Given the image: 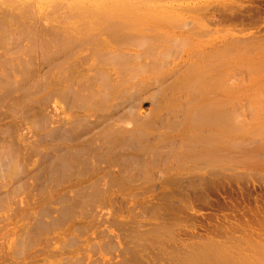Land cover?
Returning <instances> with one entry per match:
<instances>
[{"label": "bare ground", "instance_id": "obj_1", "mask_svg": "<svg viewBox=\"0 0 264 264\" xmlns=\"http://www.w3.org/2000/svg\"><path fill=\"white\" fill-rule=\"evenodd\" d=\"M48 1H50V0H48ZM144 1L145 0H76V3L81 2V5L78 4L77 6H79V5H80V7L83 6L82 9L83 8L86 9V6H84V5H87V6L89 5L91 7L97 8L98 12L96 11V15H95L96 18H99V16H103V14L110 13L114 19L111 18L109 20H105L104 22L83 21L81 23L80 27L78 28V30H76V32L79 35H76L75 38H72L68 35H66V36L64 35L65 37L60 35V37L65 39L64 40V39L60 38L63 40V41L58 40V42L60 41V43H56L54 41L48 42L47 40H45L46 41L45 42V41H43L44 39L41 40V42H38L42 45L41 49H43V46L45 48L46 47L48 48L49 46H52V44L56 43L55 48L57 47L56 49H58V52H59V53L58 52H56V53L62 54L61 58H63L62 64L59 63L58 66H56L57 64L54 65L55 62H50L52 66L53 65L56 66L55 68L52 69V72H49L50 69H49V67L47 68V66H46L48 64L44 63V65L46 64L45 65L46 68L49 70L48 71L49 73L46 72L45 74L46 75L50 74L51 78L55 79L54 82H55L56 86L51 87V89L47 90L45 92V94L41 97H39V96L36 97V95L39 92L38 90H34L33 93L26 91L29 87L28 83L30 81L27 83L28 84L27 87L24 85V87L27 89H25L19 85V83H18L19 80H18V82L13 80L15 82L14 84H16V82H17L18 83L17 85H19V86H16V85L11 86L12 85L11 83H13V82L10 83L9 81H12V77H7V76H9L10 73L15 72V69H17V67L19 65L17 67H14L15 68L14 71L12 69H10V70H12V72L7 71V70H8V68H11V67L17 65L16 64L17 62L15 63L13 61V59L15 57H18V56H16L15 54H13V58H12L11 54L5 56L7 58L8 56L11 55L10 56L11 61L14 62V65L11 67H8L9 64H12V63H10V61L8 60L9 58L8 59L5 58V62H6V60H8L9 62H6L7 68L5 69L4 72H5V74L7 73V75L4 74V76H6V77L5 78L3 77V80H5L7 78L10 79L9 81H8V79L6 80L10 83V85L6 81L2 80L4 82L3 86H2V82L0 81L1 82V84H0V124L4 123V121L10 122V125H6V126H8V128L4 127L3 130H6V133L8 135H10L11 134L10 131L13 130V134L16 136L15 139L18 142V144H20L23 149H25V150L27 149L26 150L27 156H25V158L27 157L28 159L31 160V158H30L31 156L34 157L36 155V157H37V155L40 154L38 161L30 162L26 158L25 160L30 162L27 165V167H24L23 165H25V164H22L23 162L21 161V165H22L21 168L24 167V169L21 170L19 168L20 172H22V173H19V174H22L19 176H22V177L19 178L17 175V179L19 178V180H16V182L17 181H19V182H17V183L15 182L14 185L12 184L15 188V189L13 188V191L16 190L15 192H17V189L20 188L19 186H20L21 181H22L21 184H23L24 182H26L28 184V185L23 184L24 186H22V187H24V191H25V186H29V185L32 186L31 185L32 182H30V180L31 181L34 180L33 184L35 185V181L36 180L42 181L40 179H43L44 176H46V177L47 176H49V177H55L56 176L55 178H57V176H58L57 179H51L50 178L51 180H49L45 177V180L51 181L50 182L51 184L48 183V185H49L48 187H47V184H44V180H43V184L46 186V188H42V190H41L42 194L39 197H36L37 199L34 201V205L36 204L37 206L40 207V208L38 207L40 209V210L38 209L39 210V212H38L39 216L41 215L42 217H44L46 215L53 213V212H51L52 210L48 211V209L45 208L50 203V201H52V200L49 201V199H48L49 197L47 195H49L51 197H53L55 195L56 196V197H54L55 199L56 198L60 199L61 197H64L66 199V197L69 194H73L72 195L73 197H71V196L70 197H71V199L74 198V201H75L74 204H76V199H75L74 195L76 194V197L78 198L84 194L83 198L87 197V201L86 200L82 201L83 200L82 198H81L82 200L80 198H78L77 201L81 200L82 203L83 202L85 203V204L83 203L84 207H81L82 206L81 205V206H78V209H80V208L86 209L87 206L85 207V205H88V208L89 207L91 208L93 206L94 209L95 208H102V209L105 208V209H107V212H106V214L104 213V215L102 214V216H100L102 218H103V216L108 217L109 213L116 214V212H118V213L120 212L121 214H123V212H126V214L128 216H130L129 217L130 221L132 219L134 221L135 220L137 221V218H136L137 212H139L138 214H140L141 211L144 210V212L147 213V209H148V212L153 210L151 212L156 213L157 207H159L157 205H159L160 203L163 202V200L162 201L160 200L161 202L159 204L155 202L156 204L153 208L148 204L149 201H153V200L158 199V198L160 199L161 196H164L163 194L162 195L160 194V196H158L159 193H155L157 190V182H159V181L160 182L164 181L165 183H168L167 185H170V186H171V184L173 185V183H174V186H176V187L174 190L173 189L172 190L176 191L178 193V194L177 193H175V194L180 198L179 200L187 202V200L189 199L187 196V193H190V194L191 193H197L198 190L204 185L203 183H206L208 180L213 181V179H216L215 177L219 178L218 176L223 177L225 174L227 176V173L231 172V170H233V169L238 168V170L239 169H241V170L242 169L264 170V130L259 131V130L255 129L256 130L255 131L252 129L253 130L252 132L251 131H245V130H242V128L239 126L240 124L238 125L237 120H239L240 117L237 119L238 110H239L237 108H238V105H240V104H238L239 101H237V103H236L235 97H236V95L239 96V94L241 92L239 90L241 88L239 89L240 86H238V83H236L234 81L236 76L232 77L231 76L232 74L230 76L232 77L233 80L229 78L228 83H227V80L225 78V80H226L225 84L227 86L224 84L223 81L221 82V77L223 74L222 69H221L222 65L220 63V59L222 57V50L218 46H215L212 49H210V48L206 49V47H208L207 46L208 43L205 41L193 43V45L191 44L190 46H184V42H183L182 44H183V47L185 50L184 55L180 54L181 52H179V51H175V52L173 51L174 53L171 51V52H168L167 55L166 54L162 55V53H161L160 55H162V56H161L160 60L157 59L160 62L157 63L158 61L155 60L156 61L155 63H157L156 66H153V64L150 65L151 63L149 64V62H151L150 61L151 59H149L150 56H149V58L147 57L148 63H146L144 61V58H146L145 57L146 55L141 50L142 49L141 48L142 42L140 43V42H138V40L135 41L136 38H139V37L134 36L136 38H133V37H130L131 35L126 36V34L132 30L136 31V33H140V31L143 29V26L147 22H149V21L152 22L153 19L148 20V18H146V15L143 13H140L138 8H137L140 4L144 3ZM3 2H4V0H3ZM76 3H75V5L72 4V5H74L75 8L77 7ZM108 3H111L109 7L106 6ZM79 9H81V8H79ZM25 10L26 9H24V11ZM21 11L23 12L22 14H19V12H17V11L7 13V16H5V17H7L6 20L8 22H14L13 24H15L17 21L19 22L20 18H25V16H23L24 11L23 10H21ZM27 13H30V12L28 11ZM2 15H1V17H2ZM27 15H30V14H27ZM27 15H26V17L28 18ZM150 18H152V17H150ZM29 19H31V18H29ZM1 20L2 19H0V22H1ZM3 21L4 20H2V22ZM18 22H17V24H18ZM159 23H157V24H159ZM1 24H0V27H2ZM23 25H24V23H23ZM23 25H21V26L24 27ZM87 25H89L91 27V30H93V34L91 36H88L89 32L86 28ZM161 26L162 25H160V27ZM3 27H6V26H3ZM71 27L72 26H69L66 29V31L70 30ZM157 27H158V25H157ZM0 29L7 32V30H9L10 28L6 27V28H0ZM28 29H30V27ZM7 33L4 34L5 37L9 36V35H7ZM9 34L11 36V33H9ZM27 34H29V33H27ZM105 35H109V36L104 39ZM93 36L97 37L98 39L96 38V41H89L88 39L89 38L91 39V37H93ZM11 37H13V36H11ZM8 38L9 37H6V39H8ZM131 38H133V39H131ZM6 39L3 37L0 38V48L8 50L10 48V42H8V40H6ZM10 40H15V38L10 39ZM177 40H176V42H179ZM215 41L217 42L218 40L215 38ZM16 43L18 44V42L15 41V45H16ZM37 44L34 45L35 49L38 47ZM14 46H13V49H14ZM148 46H146V47L148 48ZM173 46H175V45H173ZM10 49H12V47ZM39 49H40V47H38V50ZM153 49H154V47L152 49L150 47V49L148 50L149 53H147V56H148V54L150 55V50H151L152 54L154 53ZM174 49L172 48L170 50H174ZM6 50H3V51L6 54H8V52ZM17 50H19V49L17 48L16 51ZM3 51L2 52L0 51L2 53V55L4 53ZM55 51H57V50H55ZM10 52H11V50H10ZM28 52H26L27 56H28ZM45 52H46V50H45ZM155 52H156V50H155ZM12 53H14V52H12ZM39 53L42 54L40 59H42L43 61L48 60L49 54H47L48 55L47 56L45 53L44 54L42 52H39ZM196 53H199V55H201L200 57L202 58V62L201 61L200 62L199 61L192 62L190 64L191 66L189 67V69L185 73V78L181 82H180V80L177 81V79L175 78L176 76H175L174 77L175 79H173L172 82H170L169 84H163L168 79V77H170V74L169 73L163 74L158 69V66L161 67V69L163 68L162 67L163 65H165V66H168V65L173 66L174 65L175 66L177 61H178V63L181 61H184L187 58H191V56H194V54H196ZM53 54H55V53H53ZM58 54H56V56ZM21 55H23V54H21ZM50 55H52V54H50ZM158 55H159V53H158ZM3 57H4V55L2 56V58ZM15 59H17V58H15ZM0 60H1V62L3 61V59H0ZM58 60H60V59H58ZM58 60L56 58V61H58ZM175 60H177V61H175ZM48 61H50V58ZM61 61H62V59H61ZM5 62L2 63L3 66L5 65ZM23 63L24 62H22V64ZM56 63H58V62H56ZM19 64H20V62H19ZM25 64H26V62L24 63V66H25ZM51 65L49 64V66H51ZM52 66H51V68H52ZM149 67H151V68H149ZM204 67H205V69H204ZM47 69H46V71H47ZM156 69L159 72L156 71ZM210 69H211V71H213V74L209 72ZM2 70H4V69H2ZM17 70H19V69H17ZM23 70L25 71L26 67ZM8 72H9V74H8ZM18 72L16 71L17 74H18ZM21 72L22 71L20 69V73ZM0 73H2V72L0 71ZM25 74H24V76L26 77L27 73H25ZM45 74L43 75V76H45L44 79L42 77L43 81L45 80L46 77L49 76V75L46 76ZM209 74H211L213 76H210ZM21 75L22 74H20V76ZM2 76L0 78H2ZM11 76H16V75L11 74ZM54 76H56V77H54ZM25 77L21 78L20 82L24 81ZM191 77L194 78V83H192L190 81ZM237 77H238V75H237ZM13 78H15V77H13ZM17 78L18 77H16L15 79H17ZM27 78L28 77H26V81H24L25 83L28 81ZM34 81H35V79H34ZM30 83H32V82H30ZM32 84H34V83H32ZM35 84L37 85V82ZM177 84H179V86ZM4 85H7V86L4 87ZM39 85H41V82L37 86H39ZM62 85H63V88L60 89V86H62ZM31 86L32 85L30 84V87ZM227 87H228V89H230V92L232 91V93L227 92V90H228ZM39 88H41V87H38L35 89H39ZM28 90L30 91L31 89L29 88ZM224 93H226L228 96L227 101H224L222 99V96L224 95ZM228 93L233 94V95H229ZM237 93H239V94H237ZM50 100L52 102H49ZM146 100L151 101L150 107L147 109L144 108V102ZM48 103H50V105H48ZM59 103H60L59 108L58 107L56 108V104H59ZM225 104H226V107H225ZM235 104H237V107L235 106ZM241 105H242V103H241ZM241 107H240V109H242ZM29 109L32 110V113H36V114L40 113V115L42 117L41 122H38V120L34 121L36 124L38 122L37 125L40 126L39 129H41L43 131L39 135V137L41 138V140L39 138V140H40L39 143H41L40 145L37 144V142L35 141V138L32 139V136L36 135V131L30 130L31 129V123L28 122L26 118H24L25 116H23L22 114L19 115L20 112H23V111H25L26 112L25 114H27ZM52 110L56 114H53V112L51 113ZM11 112H13L14 114H12ZM17 113H19L18 116L16 115ZM252 113H254V112H252ZM241 114H243V113H241ZM27 115H29V114H27ZM251 117H254V116L252 115ZM240 120H242V119H240ZM244 120H245V118H244ZM35 123H33V128L35 127L37 129V127H36L37 125L34 126ZM7 129H10L9 133L7 132ZM0 130H2V129H0ZM254 131L256 134H253ZM0 132H2V131H0ZM31 132L33 133V135ZM2 134L5 137V134L3 132H2ZM13 138L14 137H12V139ZM240 140H241V143L238 142ZM16 141L15 142L13 141V143L10 142L9 145L10 146H11V144L14 145L16 143ZM242 141H243V143H246L247 145L246 144L242 145ZM5 142H8V141H5ZM9 145L7 144V146H9ZM15 145L13 147H15ZM41 145H42V148H40ZM7 146H6V148H10V149L13 148V147H7ZM26 146H27V148H25ZM3 148H4V155L5 154L6 155L8 154V156L11 155L10 156V158H11L12 153L9 155L10 149H9V153H7V152L5 153V151H6L5 147H3ZM22 148H20L21 151L23 150ZM14 149L17 150V146H16V148H13L11 150L13 151ZM0 152L3 153V150L2 151L0 150ZM17 153H15V156H13V158L16 157ZM4 157H7V156H4ZM7 158L10 159L9 157H7ZM19 158H20V156H19ZM3 159H4L3 157H2V159L0 158V161L2 162ZM19 160H22V156H21V159H19ZM5 161L6 160H4L3 162H5ZM39 161H40V163H39ZM6 165H7V163H6ZM17 165H18V162H17ZM35 168L37 170H34ZM33 171H34V173H33ZM233 171H235V170H233ZM2 172L3 171H1V173ZM42 176H43V178H41ZM23 178H24V180H23ZM15 179H13V182L15 181ZM180 180L187 181L188 185L186 183L187 187L186 188L184 187L185 189L181 186V183L178 184L180 182ZM3 183L4 182L0 181V193L3 191L2 194H4L5 190L9 191L10 194L14 193L12 190L11 191L9 190L12 186L9 189H8L9 186H6L3 188V185H4ZM36 183H37V181H36ZM38 183L35 186L33 185L34 187H36L35 190L38 187L37 185L41 184V182L39 184ZM46 183H47V181H46ZM8 184L9 183H7L6 185H8ZM15 184H19L18 185L19 188L17 186H15ZM43 184H42V186H43ZM162 184H164V183H162ZM182 185H183V182H182ZM184 185H185V182H184ZM33 186L31 188L32 190H34ZM165 186H166V184H165ZM31 189H28V190H31ZM28 190H27V192H28ZM20 191H21V189H20ZM27 192L24 196V199H25L24 204L22 205L21 202L15 201L12 204L13 206L10 205V207H11L10 211L11 210L13 212L19 211V213L20 212H25V213L30 212L29 210L32 206L31 204H32L33 200L29 198V196L27 195ZM158 192H161V191H158ZM167 192H169V191H167ZM167 192L165 193L164 199L169 198L168 199L169 202L166 200L168 202V204L164 205V206H161V205L160 206L162 208L164 207L165 209L171 210L172 208L174 209V205H173L174 203L173 204L171 203L172 199H170V198H173V196L175 197L176 195L172 194L171 193L172 191L170 190L169 193H171L172 196L170 195V197H169L166 195V194L169 195V193H167ZM22 193H25V192H22ZM130 194H132V196H134V198H132V196H130ZM8 195H9V193H8ZM13 195L15 197V194H13ZM19 195L20 194H18V196ZM18 196H16V197L18 198ZM94 196H98V200L96 198L97 201H95ZM183 196H185L186 199L187 198L188 199L187 200L182 199ZM91 197L94 198V200H92ZM118 197H120V199H118ZM55 199H53V201L51 203H53L55 201ZM58 199L56 200L57 203H58ZM70 200L69 201H68V199L65 200L66 201L65 203L66 204H67V202L71 203L72 201H70ZM177 201H178V199H177ZM61 202H62V200L58 204L61 205L60 204ZM73 202H72V205H73ZM22 203H23V200H22ZM66 204L63 203V205L60 207L68 206V204L67 205ZM185 204L186 203L182 204L181 206H184ZM176 205H178V203ZM188 205H190V204H188ZM71 206H70V208L73 209L72 211H75L77 214V212H78V209L76 208L77 206L74 205L73 206L74 208ZM149 206H150V208H152L151 210H149ZM1 207H4V206L2 205ZM42 207L45 209V212L48 211V213L49 212L50 213L46 214L44 212L45 215H43V213L40 214L41 211H44L43 209L41 210ZM48 207H49V205H48ZM60 207L59 208L57 207L58 210L60 209L59 210L60 212L63 211L64 213L65 212L68 213V210L64 211ZM34 208H35V206H34ZM70 208H66V209H70ZM88 208L86 210L83 209V210H85L84 212H86L87 217H89L88 214H93L96 212L95 215L94 214L93 215L95 216V218L98 219L99 215L97 216V213H99L100 210L97 211V209H96V211L94 210L95 212L94 211L92 212L90 210L89 213L87 214ZM93 208H91V209H93ZM50 209H53V208H50ZM75 209H77V211ZM102 209L100 211V214L102 212ZM145 209H146V211H145ZM182 209H184V208H182ZM7 210L8 209L6 207L5 211H7ZM70 210H69V213L67 215H65L66 213L62 214L63 213L62 212L61 215L62 216L64 215L62 218H64L66 216V219H68V217L71 219H73V218L76 219L77 216L71 215ZM151 212H149V213H151ZM146 213H143L142 216L140 215V217H144ZM155 213H153V215ZM31 214L32 213H30L28 217H30ZM69 214L72 217H70ZM176 214H178V212ZM23 215H25V214H23ZM81 215H84V217L86 216L85 214H81ZM156 215H158V214L156 213ZM78 216H79V212H78ZM52 217H51V219H52ZM81 217H83V216H81ZM123 217H125V215ZM137 217H139V215H137ZM147 217H148V215H147ZM152 217H154V216H152ZM53 218H55V217H53ZM62 218H61V216L59 218V215H58V219L61 220ZM95 218H93L94 220H92V221H94L95 223L100 221L99 223L101 224V220H100L101 218L98 219V221H96ZM41 219H44V218H41V217L38 218L37 217V219L34 221L36 222L38 220L40 223ZM55 219L58 222V219L57 218H55ZM85 219H87V218L85 217ZM63 221H61V222H63ZM67 221L70 222L69 219ZM72 221L73 220H71V222ZM104 221H106V220H104ZM154 221H156V219ZM42 222L44 224L43 220H42ZM42 222H41V224H42ZM106 222L104 224H106ZM113 222H112L113 226L115 224H117V223L113 224ZM45 223H47L46 220H45ZM56 223L53 222V226H51V227L58 229V227H55L56 225L63 226V224H64V222L63 223L58 222L62 225H59L58 223L57 224ZM108 223H109V221L107 222V224ZM33 224L36 225V227L39 230L41 229V227L43 228V226H44V228H43V230H44L46 228L45 226H47V224H44V225L40 224L41 227H39L38 222L37 223L33 222ZM119 224H121V223L118 222L117 225L119 226ZM150 224H152V223H150ZM153 224L155 225L154 226L155 228H156V226L158 227L157 224H155V223H153ZM153 224H152V226H153ZM242 224H241V228L244 227V226H242ZM51 225H52V223H51ZM88 225L85 228L83 227L84 228L83 231L90 230L88 228ZM91 225H93V224H91ZM99 225H97V227H100L103 224H101L100 226ZM108 225H106V226H108ZM110 225H111V223H110ZM117 225H116V227L118 228ZM135 225H137V226H135L136 228L139 227L137 223ZM236 225L237 224H235L234 226H236ZM238 225H239V223H238ZM48 226H49V224H48ZM78 226H76V228H78ZM79 227L80 228H78V230L81 229V226H79ZM63 228H64V226H63ZM86 228H87V230H85ZM103 228L105 229V227H103ZM153 228L151 227L150 229H152L154 232L155 228L154 229ZM245 228H247V227H245ZM46 229H47V231L49 230L48 228H46ZM150 229L148 228L147 230L150 231ZM156 229H158V228H156ZM103 230H102V232H106ZM108 230H110V229H108ZM83 231L81 229V232H83ZM156 231H155V235H156ZM239 231H240V229H239ZM2 232H4V231H2ZM131 232H133V231H130V234H132ZM144 232H146V231H144ZM153 232L150 231V233H153ZM91 233H92V231H91ZM237 233H239V232H237ZM240 233H242V231H240ZM252 233H250V235ZM67 234H68V232H67ZM81 234L84 235L85 233H81ZM113 235H115V234L113 233ZM238 235L240 236L242 234H238ZM238 235H237V237L235 235L234 236L237 239H239ZM250 235L248 234V236H250ZM255 235H258V234L256 233ZM255 235L251 236V240H253L252 237H254ZM27 236H28V234H27ZM53 236L55 237V234ZM57 236H59V234ZM104 236L105 235H103V237ZM3 237H1V238H3ZM32 237H34V236H32ZM36 237H37V235H36ZM263 237L264 236H262V238ZM75 238L76 237H74V238L72 237L71 239H75ZM108 238H109V236H108ZM233 238L234 237H232V241H233ZM244 238H246V237H244ZM262 238L260 239L261 241H262ZM111 239H112L111 241L114 244L113 237ZM229 239H231V237ZM29 240H30V235H29ZM32 240L33 239H31V241ZM42 240H44V239H42ZM257 240L259 241V243H261L259 238ZM36 241L38 242V240H36ZM45 241H47V240H45ZM107 241H109V239ZM246 241L248 243L251 242L250 245L255 243V241H248V239ZM49 242H51V241L49 240ZM158 242H161L160 245L162 244V241H160V239ZM236 242H237V240L235 239V242H233V243L235 244ZM240 242H243V241H240ZM257 242H256V245L260 247V245H258ZM102 243H101V245H102ZM105 243L108 244L107 242H105ZM244 243L245 242L240 243L241 246H243L242 244H244ZM248 243H245V244L248 245ZM36 244L37 243H35L34 245H36ZM66 244H68V241ZM71 244H72V242L69 243L70 246H71ZM115 244H116V242H115ZM230 244H232V242H230ZM234 244H232V246L231 245L230 246L233 248ZM236 244H239V241ZM15 245L19 246L20 244H18L16 242ZM48 245H49V243H48ZM93 245H94V243H93ZM180 245L178 244L177 247H179ZM185 245H186V243L184 244V247H186ZM205 245L209 246V245H212V243L207 244V242H206ZM239 245H235L236 249ZM246 245H244V248H246L245 247ZM256 245H253V246H256ZM104 246H105V244L102 245V247H104ZM262 246H264V245H262ZM262 246L260 248H262ZM44 247H45V245H44ZM125 247L126 246H124L122 248L124 249ZM177 247H176V249H177ZM127 248L128 247H126L125 249H127ZM161 248H163V247H161ZM180 248L182 249L183 246H180ZM189 248H192V247H189ZM212 248H213V246H212ZM239 248L241 250L244 249L243 247L242 248L239 247ZM239 248H238V250H239ZM183 249H185V248H183ZM186 249H185V252L179 251V252H181V254L179 253L180 255L177 256V258L180 259V261L183 264H264V261L263 262L261 261V263L259 261L260 259L261 260L263 259V258H261V255L263 253L257 252V255H258V253L261 254V255H258L260 257V259L258 260L257 255L253 256V254H251L252 253L251 250H250V252L246 251V250H248V248L246 250L244 249V251H246V252L242 251V252H237L236 254H234L232 259L229 258V255L227 254L229 252L228 251L225 252L224 248L223 249L219 248V247L214 248V249H211L210 247H208L206 249L201 248L200 252L190 250V249L186 250ZM202 249H204V250H202ZM226 249H228V247ZM228 250H231V249H228ZM234 250H235V248H234ZM253 250H256V249H253ZM19 251H21V250H19ZM39 251H40V249H39ZM231 251L233 253H235L233 251V249ZM257 251H258V249H257ZM90 252H92V251H89V253H85L86 255L84 254V257L85 256H87V257L91 256ZM104 252H105V249L102 253H104ZM168 253L169 252H167V253L165 252L166 255ZM204 253H205V255H204ZM245 253H247L248 255H246ZM255 253H254V255H255ZM163 255H161V256H163ZM14 256L16 257V255H14ZM169 256L167 255V257H169ZM171 256H173V255H171ZM102 257H104V256L102 255ZM163 257H165V256H163ZM17 258L18 257H16V259ZM79 259L81 261H83V256H81ZM166 259H168V258H166ZM172 259L173 258H171V260ZM172 261H170V262L172 263ZM67 262H68V260H67ZM19 263H21V262H19ZM79 263H81V262H79Z\"/></svg>", "mask_w": 264, "mask_h": 264}, {"label": "rangeland", "instance_id": "obj_2", "mask_svg": "<svg viewBox=\"0 0 264 264\" xmlns=\"http://www.w3.org/2000/svg\"><path fill=\"white\" fill-rule=\"evenodd\" d=\"M75 3H76V0H50V1H48V0H46V1L45 0H7V1L4 0V2H3V0H0V19L4 20L3 22L1 20L0 24L2 23L3 25L1 24L2 27H0V28H6V27L10 28L9 30L6 29L7 32L9 31L8 33L3 31L2 29H0V35H1L0 38L3 37L6 39V37H9L6 40H8V42H10V48L12 47V49H10V48L8 49L9 51L6 49L0 48L1 52L3 50H6L8 52V54H6L3 51L4 52L3 58H2L3 55L0 52V56L2 55L0 57V59H3L2 62L0 60V63H1L0 64V71L2 72V73H0V77L3 75L2 78H0V81L2 82V86L4 83L3 81H6L8 79L7 78V79L3 80V77L4 78L6 77V76H4V74H5L4 71L7 68L6 62L10 61V63H12V64H9L8 67L13 66L14 62L15 63L17 62L16 66L8 68V70H7V71L12 72V70L14 71V69H15L14 67H17L19 65L17 67V69H19V70L15 69V72H12L10 74L8 72L9 76H7V77H12V81H9L10 79H8V81L10 83L13 82V83H11L12 84L11 86H15V85L19 86L20 85L23 88H25L24 85L27 87V85L29 84L28 89L30 88L32 91L31 90L29 91L27 88H25V89H27L26 91L33 93L34 90H38L39 92L36 95V97L43 96L47 90L51 89V87L56 86L55 82H54L55 79L51 78L50 74H47L50 77L49 76L46 77L45 80L48 78L46 81L45 80L43 81V79L45 77L43 75L46 72L47 73L52 72L53 68L58 66L59 63L62 64V62H63V58H61L62 54H58L59 53L58 49H56L57 47L55 48L56 43H60V41L58 42V40L63 41L62 39H64V38L60 37V35L61 36L68 35L72 38H75L76 35H79L76 32V30H78V28L80 27V25L83 21L104 22L105 20H109V19L113 18L110 13L103 14V16H99V18H96V16H95L96 11L98 12L97 8L91 7L89 5L87 6V5H84L82 3L84 6H86V9H84V8L82 9L83 6L80 7L81 2H77L76 6L78 4H80V5L77 6L78 8L77 7L75 8L74 7ZM72 4H74V5H72ZM110 4L111 3H108L106 6L109 7ZM79 8H81V9H79ZM137 8H138L140 13H143L146 15V18H148V20L149 19H153V20H152V22L151 21L147 22L143 26V29H142L143 31L141 30L140 33H136V31L132 30V31L128 32L126 34V36L131 35L130 37H133V38L139 37L140 38V39L136 38L135 41L138 40V42H140V43L142 42L141 43V45H142L141 50L146 55L145 56L146 58H144V61L146 63H148V58L150 56L149 59H151L150 60L151 62H149V64L151 63L150 65L153 64V66H156L157 63L160 62L157 59L160 60V58L163 54L167 55L168 52H171V51L172 52L173 51L174 52L179 51V52H181L180 54L184 55L185 50H184V47L182 44L183 42H184V46H190L191 44L193 45V43L205 41L208 43V45H207L208 47H206V49H209V48L212 49L213 47L218 46L222 50V57L220 59V63L222 65L221 69H222L223 74L221 77V82L223 81L225 84V81L227 80V83H228L229 78L232 79L233 76L234 77L236 76L234 81L236 83H238V86H240L239 89L241 88L239 90V91H241L240 94L237 93V94H239V96L236 95V97H235L236 103H237V101H239L238 104H240V105H238V108H237V109H239L237 119L240 117L239 120H237L238 125L240 124L239 126L242 128V130H245V131H251L252 132L255 129H257L259 131L264 130V0H149V1L145 0L144 3L140 4ZM24 9H26V10L24 11ZM21 10L24 11L23 16H25V18H20L19 22L17 21L19 25L17 24V22L15 24H13L14 22H8L6 20L7 17H5V16H7V13L17 11V12H19V14H22L23 12ZM26 11L27 12L29 11L30 13H27ZM27 14H30V15H27ZM1 15H2V17H1ZM26 15L28 16V18L26 17ZM150 17H152V18H150ZM29 18H31V19H29ZM155 21L157 23L160 22L159 24L162 26L160 27V25L157 24ZM23 23H24V25H23ZM20 24L23 25L24 27H22ZM157 25H158V27H157ZM3 26H6V27H3ZM69 26H72V27L70 28V30L66 31V29ZM29 27L31 30L28 29ZM86 28L89 32L88 36H91L93 34V30H91V27L89 25H87ZM6 33L9 36L5 37L4 34H6ZM9 33H11V36H13V37H11ZM27 33H29V34H27ZM108 36L109 35H105L104 39L107 38ZM134 36H136V37H134ZM93 37H91V39L89 38L88 40L89 41H96L97 37H94V38ZM14 38H15V40H10V39H14ZM60 38H62V39H60ZM133 38H131V39H133ZM215 38L218 40L217 42L215 41ZM41 40H43V41L47 40L48 42L54 41L56 43L52 44V46H49L48 47L49 49L47 47L45 48L44 46H43V49H41L42 45L40 43H38V42H41ZM176 40L179 42H176ZM15 41L18 42V44L16 43V45H15ZM35 44H37L38 47H40L39 50H38V47L36 49L34 48ZM173 45H175V46H173ZM13 46H14L15 50L13 49ZM146 46H148V48ZM150 47H151V49L154 47V49H153L154 53L152 54V52L150 50V55L148 54V56H147V53H149L148 50L150 49ZM17 48L20 51L19 50L16 51ZM172 48L173 49L175 48V49L170 50ZM44 49L46 50V52ZM10 50H11V52H10ZM55 50H57V51H55ZM155 50H156V52H155ZM12 52H14V53H12ZM26 52H28V56L26 55L27 54ZM39 52H42L43 54L45 53L46 55L49 54L48 60L50 58V61L47 60L48 61L47 62L46 60L43 61L42 59H40L42 54ZM56 52H58V53H56ZM53 53H55V54H53ZM158 53H159V55H158ZM161 53H162V55H160ZM9 54L12 55V58H13V54H15L18 57H15L17 59L14 58L13 59L14 62H13V61H11V57H10L11 55L8 56L7 58L5 57L6 55H9ZM21 54H23V55H21ZM50 54H52V55H50ZM56 54H58V55L56 56ZM200 56L201 55H199V53H196V54H194V56H191V58H187L184 61H181L179 63H178V61H177L178 59H177V60H175V61H177L175 66L174 65L173 66L163 65L162 69H161V67L158 66V69L163 74H166V73L170 74V77H168V79L163 84H169L175 78L177 79V81L180 80V82H181L185 78V73L187 72V70L191 66L190 64L192 62H195V61H199V62L201 61L202 62V58ZM5 58L6 59L9 58L8 59L9 61L6 60V62H5ZM56 58H57V60L58 59H60V60L56 61ZM61 59H62V61H61ZM155 60L158 62L155 63L156 62ZM21 61L24 63L26 62L25 66H24V63L22 64ZM4 62H5V65L3 66L2 63H4ZM19 62H20V64H19ZM50 62H55L54 65H56V64L57 65L52 66ZM56 62H58V63H56ZM44 63L48 64V65H46V64L45 65L47 66V68L49 67L50 71L46 68ZM49 64L52 66V68H51V66H49ZM25 67H26V70L24 71L23 69ZM149 68H151V67H149ZM2 69H4V70H2ZM10 69H12V70H10ZM20 69L23 73L22 72L20 73ZM46 69H47V71H46ZM204 69H205V67H204ZM16 71L17 72L19 71L18 74L16 73ZM156 71H158V70L156 69ZM209 72L213 74V71H211V69ZM19 73L22 74L23 76L21 75L22 76L21 77ZM25 73H27L26 77H28L27 78L28 81L26 83L24 82V81H26V77L24 76ZM11 74L12 75L15 74L16 76H11ZM5 75H7V73ZM209 75L213 76L211 74H209ZM237 75L239 78L237 77ZM13 77H15V78L18 77V78L15 79ZM24 77H25V80L23 79L24 81L20 82L21 81L20 79L24 78ZM42 77H43V79H42ZM54 77H56V76H54ZM225 78H226V80H225ZM34 79H35V81H34ZM13 80L17 81V82L19 80V82H18L19 85H17L18 84L17 82H16V84H14L15 82ZM8 81H6V82L10 85V83ZM29 81L34 83V84L37 82V85L41 82V85L37 86L35 84L37 86L36 87L34 84L30 83ZM190 81L192 83H194V78L191 77ZM1 82H0V84H1ZM30 84L32 85L31 87H30ZM7 85H4V87H6ZM177 85L179 86V84H177ZM38 87H41V88L35 89ZM62 88H63V85L60 86V89H62ZM227 89H228V87H227ZM228 90H227V92H230V89H228ZM230 93H232V91ZM224 95L222 96V99L224 101H227L228 96L226 93H224ZM229 95H233V94H229ZM49 102H52V101L50 100ZM150 102L151 101H149V100H146L144 102V108L145 109L150 107ZM241 103H242V105H241ZM48 105H50V103H48ZM59 106H60V103L56 104V108L57 107L59 108ZM235 106L237 107V104H235ZM225 107H226V104H225ZM240 107L242 109H240ZM23 112H20V114L17 113L16 115L18 116V114L19 115L22 114L23 116H25L24 118H26L27 121L31 123V129L30 130L36 131V135H33V133L31 132L33 135L32 139L35 138V141L37 142V144L40 145L41 143H39V142H40L41 138L39 137V135L41 132H43L41 129H39L40 126L37 125L38 122L42 121V117H41L40 113H37V114L32 113V110H30V109L28 110L29 113L27 112V114H29V115L25 114L26 113L25 111H23ZM52 112H53V110L51 111V113ZM252 112H254V113H252ZM11 113L14 114L13 112H11ZM241 113H243V114H241ZM53 114H56V113L53 112ZM252 115L254 117H251ZM244 118H245V120H244ZM240 119H242V120H240ZM35 120H38V122L36 121L37 124L34 122ZM33 123H35L34 126L37 125L36 126L37 129L35 127L33 128ZM6 125H10V122L4 121V123L0 124V129H2L0 131H2L4 134L6 133V130H3L4 127L8 128V126H6ZM9 131H10V129H7L8 133H9ZM255 131L253 134H256ZM2 132H0V133L2 134ZM10 133H11L10 135H8L6 133L5 137L3 134L2 135L0 134V148H1L0 150L1 151L3 150V153L0 152V154H1L0 158L1 159H2V157L4 158L2 160V162L0 161V173H1V171H3L1 173L2 175L0 174V181L4 182L3 188L6 186H9L8 187V189H9L12 186L11 187L12 189L10 188L9 190L13 191L14 183L16 182V180H19V178L22 177V176H19V175H22V174H19V173H22V172H20V169L22 170V169H24V167H27V165L30 162L38 161L40 154L37 155V157H36V155L34 157L31 156L30 157L31 160L26 157L27 160L30 162L26 161L25 156H27V154H26L27 149L26 150L23 149L22 146L20 144H18V142L15 139L16 136L13 134V130L10 131ZM12 137H14V138L12 139ZM39 138H40V140H39ZM5 141H8V142H5ZM13 141L14 142L16 141V143H15L16 145L14 144L15 147H13L14 145H12V144H11V146L9 145L10 142L13 143ZM243 141H242V145L246 144V143H243ZM238 142L241 143V140ZM7 144L9 146H7ZM6 146L7 147H13V148H16V146H17V150L14 149L12 151L11 149H13V148H11V149L6 148ZM3 147H5V150H6L5 153L6 152L9 153V149H10L9 155L12 153L11 158H10L11 155L10 156H8V154L4 155V148ZM19 147L22 148L23 150L21 151V149ZM25 148H27V146ZM40 148H42V145L40 146ZM15 153H17V155H16V157L13 158V156H15ZM3 155L9 157L10 159H8L7 157H4ZM19 156H20V158H19ZM21 156H22V160H19V159H21ZM4 160H6V161L3 162ZM21 161L23 162L22 164L26 165V166L23 165L24 166L23 168H21V166H22ZM17 162H18V165H17ZM6 163H7V165H6ZM39 163H40V161H39ZM34 170H37V169L35 168ZM233 170H235V171H233ZM233 170H231V172L227 173V176L225 174L223 177H220V176H218L219 178L215 177L216 179H213V181L212 180H210V181L208 180L209 182L205 181L206 183H203L204 185L198 190V192H197L198 194L197 193H191V194L187 193V196L190 200L188 198H187L188 199L187 200L185 196L182 197V199L187 200V202L179 200L180 198L175 194L177 192L173 191L176 187V186H174V183H173V185L171 184V186H170V185H167L168 183H165L164 181L157 182V190L155 193H159L158 196H160V194L161 195L163 194L164 196H161L160 199L158 198V199H155L153 201H149L148 204L153 208L156 203L159 204L163 200L162 203L157 205V206H159V207H157V212H156L158 215H156L155 212H153V213H155L153 215V213L151 212L153 210H151L152 208H150V206H149V210H151L149 212H151V213L148 212V209H147V213L144 212V210H142L141 213L143 212L146 214H145V216L143 215L144 217H140V215L142 216L143 213L138 214L139 212H137V215H139V217H137V215H136L137 221L136 220L134 221L133 219L130 221V218H129L130 216H128L126 214V212H123L125 217H123L124 215L121 214L120 212L119 213L116 212V214H112V213L108 212L109 213V214L107 213L108 217L105 216L107 219L104 216L102 218L100 216H102V214L104 215V213L106 214L107 209H105V208H103V209L102 208H95L94 209L93 206L91 207L93 209H91L90 207H89L90 208L89 209L88 205H85V207L87 206V208H88L87 214L89 213L90 210L93 212L94 210L96 211V209H97V211L98 210L101 211V209H102L101 214L99 211V213H97V216L99 215L98 219L101 218L100 219L101 224H103V225H101L99 223L100 221H98V219L95 218V216H94L96 213L95 211H94L95 213H93L94 215L88 214L89 217H87L86 212H84L87 208L81 209L79 207L81 210L78 209V206L82 205L81 207H84V205H83L84 202L82 203V201H84V200L87 201V197L86 198L84 197L85 199L83 198L84 194L81 195L80 197H78L80 199L81 198L83 199V200L81 199L82 201L78 200L79 201L78 202L77 201L78 198L76 197V194L74 193L75 194L74 197L76 199V204H74L75 203L74 198L71 199V197H73L72 196L73 194H69L68 195L69 197L67 196L68 198L66 197V199L64 197H61L62 199L61 198L55 199L54 198V197H56L55 195L53 197L47 195L49 197L48 198L49 201L50 200L53 201V199H55V201L53 203H51L52 201H50V203L48 204L49 207H48V205L45 207L46 209H48V211L52 210L51 212H53V213L49 214L50 212L49 213H48V211L45 212V209L42 207L41 210L43 209L44 211H41L40 214L43 213V215H45L44 214V212H45L46 214H49V215H46L44 217H42L41 215L39 216L38 212L40 210L39 209L40 207L37 206L36 204L34 205V201L37 199L36 197H39L42 194V192H41L42 188H46V186L44 184H47V187H48L49 186L48 183L51 184L50 183L51 181H49V180L57 179L58 176H57V178H55L56 176L55 177L44 176V178L42 176L41 178H43V179H40L42 181L36 180L37 183L41 182V184H40L41 186L37 185L38 187L36 190H35L36 187H34L37 184L36 181H35V185H34L33 184L34 180L33 181L30 180V182H32L31 185L32 186L34 185L33 186L34 190H32L31 189L32 186L29 185V186H25V191H24V187H22V186H24L23 184L26 185L27 183L23 181L24 183L21 184L22 183V181H21L20 186H19L20 188L18 187L19 184H15V186H17L19 188V189H17V192H15L16 190H14L13 191L14 193L10 194L9 191L5 190L4 194H2L3 191L0 193V198H1L0 199V209H1L0 213L2 212L0 214V229L4 232L6 231L4 233L0 230V235H1L0 236V264H181L182 262L180 261V259L177 258V256L180 255L182 251L185 252V249L188 246L192 247V248L188 247L186 250L190 249V250H194V251H198V252H200L201 248H204V249H206L208 247H210L211 249H214L217 247L222 248V249L224 248L225 252H227V251L229 252L227 254L229 255L230 259H232L234 254H236L237 252H242V251H244V249L246 250L248 248V250H246V251L250 252V250H251V252H252L251 254H253V256H256L257 252H262L263 253L262 255L259 253H258V255H261V258L264 259V248H263L264 246H262V245H264V237L262 238V236H264V170H258V169H247V170L246 169H242V170L239 169L238 170V168L233 169ZM33 173H34V171H33ZM17 175L19 177L18 179H17ZM45 177L49 180H45ZM13 179H15L14 182H13ZM23 180H24V178H23ZM43 180H44V184H43ZM46 181H47V183H46ZM181 181L182 180H180V182L178 184L181 183V186L183 188L184 187L186 188L188 185L187 181H182L183 185H182ZM17 182H19V181H17ZM184 182H185V185H184ZM7 183H9V184L6 185ZM162 183H164V184H162ZM186 183H187V185H186ZM42 184H43V186H42ZM165 184H166V186H165ZM20 189H21V191H20ZM28 189H31V190H28ZM27 190H28V192H27ZM166 190L169 192L171 190L172 191L171 193L176 195L175 197L173 196V198H170V199H172L171 203L172 204L174 203L173 204L174 209L172 208L171 209L172 211L170 209H165L164 207L163 208L161 207V206L167 205L169 202L168 201L169 198L164 199L165 193L167 192ZM158 191H161V192H158ZM7 192L9 193V195ZM22 192H25V193H22ZM26 192H27V195L29 196V198L33 200L32 204H31L32 206L29 210L30 212L29 213H25V212L19 213V211H17L19 213L18 214L16 211L15 212H13L12 210L10 211V208H11L10 205H12L15 201L21 202L22 205L24 204V200H25L24 196H25ZM169 192H167V193H169ZM171 193H169V195L168 194H166V195L170 197ZM13 194H15V197ZM18 194H20V195L18 196ZM16 196H18V198ZM130 196H132V194H130ZM94 198H95V201L98 200V196H94ZM94 198H92V200H94ZM96 198H97V200H96ZM132 198H134V196H132ZM57 199H58V203L62 200V202L60 203L61 205H59L56 202ZM67 199H68V201L69 200L72 202L74 201L73 205H72V202L71 203L67 202L68 206L60 207L63 205V203L66 204L65 200H67ZM118 199H120V197H118ZM177 199L179 202L177 201ZM22 200H23V203H22ZM183 202L186 204L188 203L190 205L185 204L184 206H181L182 204H184ZM175 203L176 204L178 203V205H176ZM2 205L4 207H1ZM69 205L71 207H73L74 205L77 206V207L76 206L75 207L78 209L79 216H78V212L76 214L75 211H72L73 209L70 208ZM34 206H35V208H34ZM6 207L8 209L7 211H5ZM57 207L58 208L60 207L64 211L68 210V213H69V210L71 209L70 213H71V215L77 216L76 219L69 218L68 217L70 215L69 214L67 217H68L70 222H68L67 221L68 219H66V216L64 218H62L64 216V215L63 216L61 215V213L63 211L60 212L59 211L60 209L58 210ZM65 207L70 208V209H66ZM50 208H53V209H50ZM180 208L181 209L184 208V209L181 210ZM77 209H75V210L77 211ZM83 209H85V210H83ZM145 211H146V209H145ZM177 212H178V214H176ZM30 213H32L31 215L33 217L31 215H30V217H28ZM65 213L63 212L62 214H65V215L68 214L67 212H65ZM23 214H25V215H23ZM81 214H85L86 215L85 217L87 219H85L84 215H81ZM58 215H59V218L61 216V218H62L61 220L58 219ZM71 215H70V217H72ZM147 215H148V217H147ZM52 216L57 218L58 222H60V223L64 222V224H63L64 228H63V226H58V225H56V226L54 225V226L58 227L59 230L57 228L55 229V228L51 227V226H53V222H55V223L57 222V220L55 218H53ZM81 216H83L84 218ZM152 216H154V217H152ZM37 217L38 218L41 217L44 219H41L40 223L38 221L39 219L35 222L34 220H36ZM51 217L53 220L51 219ZM93 218H95L96 221H98V222L95 223L94 221H92V220H94ZM70 219L73 221L71 222ZM155 219H156V221H154ZM42 220L44 221V224H47V226H45V227L49 229L48 231L46 228L44 229L45 231L43 230L44 226H43V228L41 227V225H44ZM45 220L47 223H45ZM104 220H106L107 222L109 221V223H108L109 225H110V223L112 225L113 221H114L113 224H115V223L118 224V222L121 224H119L120 227L117 224H115L114 226L113 225L109 226L107 224V222ZM61 221H63V222H61ZM33 222L34 223L38 222L39 225L38 224L37 225L39 227H41V229L39 230L36 227V225L33 224ZM41 222H42V224H41ZM105 222H106V224H104ZM135 222L138 224L139 227H137V228L135 227V226H137V225H135L136 224ZM51 223H52V225H51ZM60 223H58V224L62 225ZM150 223L157 224L158 227L156 226V228H158V229H156L154 227L155 226L154 224L152 226V224H150ZM238 223H239V225H238ZM48 224L52 229L48 226ZM91 224H93V225H91ZM235 224H237V225L234 226ZM241 224H242V226H244L243 227L244 229L241 228ZM78 225L81 226L82 231L87 225H88V228L90 230H87V228H86L85 230H87L88 232L87 231L81 232V229L78 230V228H80ZM97 225H99L100 227H97ZM106 225H108L110 228ZM116 225L118 226V228L116 227ZM76 226H78V228H76ZM103 227H105V229L107 227L108 228L105 230ZM151 227L155 228L154 232L152 229H150ZM245 227H247L248 229ZM148 228L153 233H150V231L147 230ZM108 229H110L111 231ZM239 229H240V231H242V233H240ZM102 230L106 231V232H102ZM156 230L157 231L159 230L158 231L159 233ZM91 231H92V233H91ZM130 231H133V232H131L132 234H130ZM144 231H146V232H144ZM155 231H156V235H155ZM67 232H68V234H67ZM80 232L85 233V234L82 235ZM237 232H239V233H237ZM113 233L115 235H113ZM250 233H252V234L250 235ZM254 233L255 234L257 233L258 235H255ZM27 234H28V236H27ZM54 234H55V237L53 236ZM56 234L57 235L59 234V236H57ZM233 234L236 237L238 234H242L243 236L238 235L239 239H237ZM248 234L250 236H248ZM2 235L3 236L5 235V236L3 237ZM29 235H30V240H29ZM36 235H37V237H36ZM103 235H105V236L103 237ZM253 235H255L254 236L255 238L252 237L253 240H251V236H253ZM32 236H34V237H32ZM71 236L73 238L74 237H76V238L71 239L72 238ZM108 236H109V238H108ZM1 237H3V238H1ZM110 237L111 238L113 237L114 244L111 241L112 239ZM230 237H231V239H229ZM232 237H234L233 241H232ZM244 237H246V238H244ZM257 237L259 238V240L262 238V241L260 240L262 244L259 243V241L257 240L258 239ZM41 238L44 240H42ZM31 239H33V240L31 241ZM108 239L110 242L107 241ZM159 239H160V241H162L161 245H160L161 242H158ZM235 239L237 240L236 243H238V241H239V244L243 243V242L248 243L246 241L247 239H248V241H255V243L252 242L253 244L250 245L251 242H249L248 243L249 246L244 243V244H242L243 246H241V244L239 245V244L233 243V242H235ZM36 240H38V242ZM45 240H47V241H45ZM49 240L51 242H49ZM67 241H68V244H66ZM240 241H243V242H240ZM16 242L20 245L19 246L15 245ZM71 242H72V244L70 246L69 243H71ZM105 242H107V243L109 242V243L106 244ZM115 242H116V244H115ZM206 242H207V244L212 243V245H209V246L205 245ZM230 242H232V244H234L233 248L231 247L232 244H230ZM256 242L258 245H260V247L262 246V248L257 246ZM35 243H37V244L34 245ZM48 243H49V245L50 244L51 245L49 246ZM93 243H94V245H93ZM101 243H102V245L105 244V246L102 247ZM185 243H186V245H185L186 247H184ZM178 244L179 245L181 244L180 246H183V248H185V249H183V248L181 249L180 246L177 247ZM44 245H45V247H44ZM235 245H239L237 247V249H236ZM244 245H246L245 246L246 248H244ZM253 245H256V246H253ZM124 246H126L128 248L125 249L126 248L125 247L124 248L125 250H124L122 248ZM160 246L163 248H161ZM212 246H213V248H212ZM176 247H177V249H176ZM227 247H228V249H231V250L233 249V251L235 253H233L231 250L226 249ZM239 247H241V248L243 247L244 249L241 250ZM251 247L253 249H256V250H253ZM38 248L40 249V251ZM103 248L105 249L104 253H102L104 251ZM234 248H235V250H234ZM238 248H239V250H238ZM204 249H202V250H204ZM257 249H258V251H257ZM19 250H21V251H19ZM89 251H92V252H90L91 256H89V257L85 256L84 257V254L89 253ZM179 251H181V252H179ZM246 251H244V252H246ZM165 252L166 253L169 252L167 255L168 256L170 255L169 256L170 258L167 257ZM247 253H245V254L248 255ZM254 253H255V255H254ZM14 255H16V257H18V258L16 259V257ZM102 255L104 257H102ZM161 255L165 256L168 259H166L165 257H163ZM171 255H173V256H171ZM204 255H205V253H204ZM258 255H257V258L259 260L260 257ZM81 256H83V261H81L79 259ZM171 258H173L172 259L173 261L171 260ZM263 259L259 260L260 263H261V261L262 262L264 261ZM67 260H68V262H67ZM170 261H172V263ZM19 262H21V263H19ZM79 262H81V263H79Z\"/></svg>", "mask_w": 264, "mask_h": 264}]
</instances>
